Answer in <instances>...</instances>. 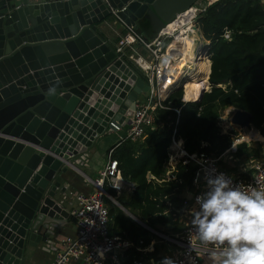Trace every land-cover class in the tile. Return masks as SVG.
Listing matches in <instances>:
<instances>
[{
	"label": "water",
	"instance_id": "water-1",
	"mask_svg": "<svg viewBox=\"0 0 264 264\" xmlns=\"http://www.w3.org/2000/svg\"><path fill=\"white\" fill-rule=\"evenodd\" d=\"M196 1L0 0V264H23L27 246L51 245L70 214L62 174L88 161L112 120L129 122L149 90L92 24L126 6L119 16L135 29L146 12L165 26ZM251 118L237 109L231 124L249 128Z\"/></svg>",
	"mask_w": 264,
	"mask_h": 264
},
{
	"label": "trees",
	"instance_id": "trees-1",
	"mask_svg": "<svg viewBox=\"0 0 264 264\" xmlns=\"http://www.w3.org/2000/svg\"><path fill=\"white\" fill-rule=\"evenodd\" d=\"M198 23L203 35L213 40L211 68L207 60L211 89L198 103L187 104L181 101V92H175L165 102L168 108H157V126L149 127L143 140L126 139L112 149L123 179L131 183L133 189L130 194H119L106 182L105 190L144 224L106 198L110 205V235L132 243L120 254L121 264H160L165 258L161 253L164 246L157 241H165L163 236L176 238L175 234L182 229L178 211L185 202L184 191L194 189L197 167L178 164L168 178V148L174 129L175 137L183 140L188 152L203 151L220 158L229 151L236 134L235 130L224 133L219 124L222 113L232 107L249 112L251 126L264 136V3L261 0H216L200 14ZM226 31L230 32V39L225 38ZM124 59L142 77L140 69L130 59ZM199 87L190 83L185 99L197 100ZM175 109H180L179 115ZM232 154L252 160L264 156L261 146L250 147L246 142L238 144ZM219 164L227 170L222 161ZM242 175L248 176V173ZM72 176L74 188L77 192L83 191V177L77 173ZM151 245L153 250H145Z\"/></svg>",
	"mask_w": 264,
	"mask_h": 264
},
{
	"label": "built area",
	"instance_id": "built-area-1",
	"mask_svg": "<svg viewBox=\"0 0 264 264\" xmlns=\"http://www.w3.org/2000/svg\"><path fill=\"white\" fill-rule=\"evenodd\" d=\"M216 0H197L189 9L177 15L170 23L166 24L151 39L139 33L133 26L126 24L119 16L120 11H124L126 6L121 8H111L110 16L114 22H121L126 32L119 40L115 52L120 58L130 59L141 71L142 77L149 85V90L144 98L138 97L136 110L129 122L112 120L108 130L121 131L127 125V132L122 141L130 139L132 141L143 140L147 136L146 127L155 128V112L157 108H168L165 105L167 99L175 92H181L183 104L198 103L185 99L186 85L192 76L197 75L198 64L203 59L211 63L212 41L207 39L199 26L200 14ZM264 3V0H261ZM230 32L224 33L225 38L230 39ZM193 55L192 67L183 68L184 59ZM178 65V66H177ZM187 67V66H186ZM211 68V65H210ZM202 73H199L201 78ZM207 79L208 86L200 80L201 94L211 89V83ZM180 114V109H175ZM241 130H244L240 128ZM176 129L173 130L171 145L168 148L169 173H172L178 164L195 165V192L192 198V209L198 208L195 203L196 197L207 191L206 175L213 176L224 173L231 177L233 186L240 184L254 185L255 179L264 182V163L256 162L250 169H246L242 174L234 175L221 168L220 158L199 151L190 153L179 144L183 140L175 137ZM246 134L240 133L233 138V143L229 151H236L237 145L246 142ZM251 140V139H249ZM248 140V141H249ZM249 144V143H248ZM168 173V172H167ZM201 175V182H197V177ZM92 192H73L72 197L76 200V207L73 217L76 224V234L74 236L62 237L56 245L55 256L51 264H121L120 254L132 245L129 240H123L120 236L110 235V205L107 203L108 192L105 190V183L121 194L126 188L133 189V185L125 181L119 169V163L112 157V150L109 152V160L99 176L92 181ZM191 232V222H188L180 237L170 238L178 247L175 259H179L181 264H189V258L185 253L189 250V235ZM194 233L192 244L196 245ZM121 249V252H117ZM146 248L145 250H148ZM208 250L199 252L198 261L193 264H203L202 255ZM103 253L101 259L100 253ZM195 255V253H194Z\"/></svg>",
	"mask_w": 264,
	"mask_h": 264
},
{
	"label": "clouds",
	"instance_id": "clouds-1",
	"mask_svg": "<svg viewBox=\"0 0 264 264\" xmlns=\"http://www.w3.org/2000/svg\"><path fill=\"white\" fill-rule=\"evenodd\" d=\"M55 94V89H49ZM182 141L179 144L182 146ZM207 191L196 197L190 210L189 264L205 253L209 264H264V182L233 186L224 173L207 174ZM115 200V199H114ZM194 233L196 245L192 244ZM195 253V255H194ZM103 259V253H100ZM160 264H181L165 257Z\"/></svg>",
	"mask_w": 264,
	"mask_h": 264
},
{
	"label": "crops",
	"instance_id": "crops-1",
	"mask_svg": "<svg viewBox=\"0 0 264 264\" xmlns=\"http://www.w3.org/2000/svg\"><path fill=\"white\" fill-rule=\"evenodd\" d=\"M137 24L138 28L136 30L148 39H151L164 27V24L150 12H146L145 15L137 21ZM91 29L113 50H115L119 40L126 32V28L121 22H114V19H110L108 17H106L103 21L92 24ZM142 96L145 97L146 93L142 94L140 97ZM127 128V125H125L123 130L118 132L110 131L108 128H106L102 134H99L95 138L93 144L88 148V161L84 164H77V168L69 167L67 171L62 174L63 180L61 187H66V193L64 194L66 201L64 206H66L67 210L70 211V214L67 218L62 220L61 225L55 230V236L51 237L52 242L51 245L49 244L50 246L43 242L39 243L37 246H27L22 261L23 264H51L55 256V243L58 245L59 239L62 237L74 236L76 234V224L73 217V211L77 203L72 197L71 193L77 192V190L74 188V179L72 175L73 173H77L78 175L82 176L85 180L83 191L92 192L93 185L91 181L99 176L100 171L109 160V152L118 144H120V142H122V139L126 135ZM171 174L172 173H169L168 171V178L171 177ZM59 192L61 191L59 190ZM191 202L192 201L185 200L183 207L178 211V221L180 222L179 225L181 226V222L183 221L184 227L181 226V231L175 234L176 238L182 235L183 230L188 223L187 221L189 218H192L189 215L192 207L189 208V206H187ZM184 217L186 218L185 221L183 220ZM42 231H45V229ZM175 246L176 252L174 257L178 251L176 244ZM150 247L148 249L149 251L154 249L153 245ZM202 261L203 264H209L206 254L202 255Z\"/></svg>",
	"mask_w": 264,
	"mask_h": 264
},
{
	"label": "rangeland",
	"instance_id": "rangeland-1",
	"mask_svg": "<svg viewBox=\"0 0 264 264\" xmlns=\"http://www.w3.org/2000/svg\"><path fill=\"white\" fill-rule=\"evenodd\" d=\"M206 64V62H205ZM136 70V69H135ZM144 96H142L143 98ZM236 110L232 107H229L226 109L220 119H219V124L223 130L224 133H228L231 130H235L236 134L233 135L235 138L237 135L240 133L246 134L247 138L251 139H246L247 143H249L250 147H260L261 150L264 153V136L261 134V132L257 129H255L253 126L249 128H245L244 130H241L240 127L233 126L231 124V118ZM148 130L149 127H146ZM252 137V138H251ZM249 140V141H248ZM233 151H227L226 154L222 155L220 157V161L223 162L222 166L223 168H226L228 172L237 175V174H242L246 171V169H250L252 165L256 162H263L264 163V156L259 157L256 160L252 159H245V158H236L235 155H233ZM196 187L194 186V189L192 191L185 190L183 193L184 200L192 201L194 192H195ZM123 193L130 194L131 189L126 188ZM109 199V197H108ZM110 200V199H109ZM111 201V200H110ZM113 204H115L113 201H111ZM189 208L192 207V204L190 203ZM192 209V208H191ZM191 217V214H189ZM179 218V216H178ZM192 218H189L187 222H190ZM184 221L186 218L184 217ZM181 226L184 227L183 221L181 222ZM158 245H162L161 253L165 255L164 257H174V254L176 252V246L173 243V241L170 240V238H165V241H157ZM151 248V247H150Z\"/></svg>",
	"mask_w": 264,
	"mask_h": 264
},
{
	"label": "bare ground",
	"instance_id": "bare-ground-1",
	"mask_svg": "<svg viewBox=\"0 0 264 264\" xmlns=\"http://www.w3.org/2000/svg\"><path fill=\"white\" fill-rule=\"evenodd\" d=\"M192 62H193V55H191L190 57L188 58H185L184 59V62H183V65L181 66H178L179 67H183V68H189V67H192ZM206 62V64H205ZM211 65V63H210ZM187 66V67H186ZM208 71H209V65H208V62L206 59H203L201 62H199L198 64V70H197V75H194L192 76L191 79L188 80V83L186 85V87L192 83L196 86H200L199 88H201L202 84L200 83V80L203 78V81L206 83V85L208 86V83H207V75H208ZM199 73H202L201 75V78H198L199 77ZM200 99V95H199V98L197 100H192L194 102H198ZM252 138V137H251Z\"/></svg>",
	"mask_w": 264,
	"mask_h": 264
}]
</instances>
